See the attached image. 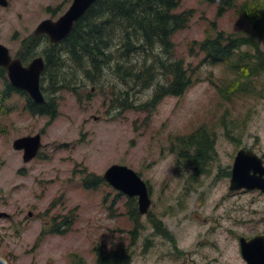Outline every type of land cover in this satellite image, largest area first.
Masks as SVG:
<instances>
[{
    "label": "rangeland",
    "instance_id": "1",
    "mask_svg": "<svg viewBox=\"0 0 264 264\" xmlns=\"http://www.w3.org/2000/svg\"><path fill=\"white\" fill-rule=\"evenodd\" d=\"M9 1L0 4V42L13 55L27 51L41 34L35 29L42 19L58 18L72 2ZM259 1L260 6L257 0H233L218 14V1L179 0L175 10H193L187 26L173 35L174 56L188 62L194 77L183 95L150 104L156 85H139L137 93L125 80L126 68L137 71L143 63L131 56L119 65L102 63L97 81L81 70L79 77L65 73L68 79L57 92L45 81L55 117L51 111L34 115L20 92L0 96V211L11 214L0 218V264H96L98 248L126 251L130 264H245L239 237L264 231V195L229 190L226 172L242 143L264 153V71L250 73L251 65L264 61V34L254 24V16L263 15L256 11L264 9ZM208 36L223 46L233 37L236 50L248 52L250 67L236 56L232 64L208 62L200 47ZM44 48L29 51L24 64L44 55ZM158 51L160 45L152 52ZM81 56L86 62L82 51ZM155 61L159 81L165 73ZM67 62L81 65L79 59ZM70 82L85 84L76 91ZM128 95V103L134 102L125 108L120 103ZM39 131L46 145L25 162L13 140ZM199 152L200 167L186 156ZM115 162L133 167L150 185L152 205L138 219L132 213L133 207L139 210L138 197L102 178ZM90 173L102 179L86 186ZM65 216L69 227L54 231Z\"/></svg>",
    "mask_w": 264,
    "mask_h": 264
},
{
    "label": "trees",
    "instance_id": "2",
    "mask_svg": "<svg viewBox=\"0 0 264 264\" xmlns=\"http://www.w3.org/2000/svg\"><path fill=\"white\" fill-rule=\"evenodd\" d=\"M210 1H218L220 4L218 14L226 6L229 7L234 3L233 0ZM258 3H260L259 0H257V5ZM179 4V0H97L75 22L69 36L57 42H51L47 35L35 36L32 43L27 47L28 50L24 49L21 53L22 59L27 61L32 57L27 55L29 51L36 46L38 47V45L44 46L42 52L46 59V68L43 72L44 77L42 76V87L43 89L44 87L47 88L48 84L51 91L55 90L57 92L68 79L65 73L70 74L72 77H79L81 75L79 70H81L93 81H97L105 69L101 66L102 63L111 65L114 60L115 62L118 61L117 65H119L124 59L129 61L131 56L132 58L137 57L139 60H143L142 65L137 68V71L126 68L125 80L126 82L132 81L133 86L131 88H138L139 85H156L150 104H155L164 95H183L194 85V77L188 62L183 57L174 56V51H172L174 46L173 35L177 29L187 26L193 10H175ZM259 10H262L263 15L254 16V24L260 26L258 30L263 35L264 9H257L256 11ZM257 17L259 19H256ZM258 20L260 22L257 24ZM219 34L223 36V32ZM230 38L231 42L227 46H223L221 39H214L210 36L201 41L200 47L205 52L208 62L217 63L220 61L232 64L233 61L230 58L236 56V59L239 57L242 65L248 64V67H250L248 52L236 50L238 45L235 47L233 37ZM237 38L241 42L244 37ZM43 39L47 43H42ZM252 41L253 37L249 38L247 42ZM157 45H160L161 51H158L156 55L152 51L155 50ZM257 50L259 54L263 52L258 46ZM81 51L86 56V62H82ZM71 58L79 59L81 65L68 66L69 62L67 60L70 61ZM150 60H153V65L149 63ZM155 60L161 62L162 69L160 71L165 73L159 81L156 78L159 70L154 65ZM67 66V72H64ZM121 67L125 68L124 66ZM250 68V73H260L264 71V61L262 63L256 62ZM95 69L99 72L94 74ZM2 72L4 73L2 76L6 77L4 88L0 93L3 99H9L14 92H20L26 96L27 107L32 112L44 113L49 110L48 100L36 102L25 90L15 87L6 76V68L0 66V73ZM244 76L251 77V75H242V77ZM45 81H48V83L46 84ZM68 84L74 90L79 91L85 83L70 82ZM136 90L138 93L140 88ZM118 97L116 96V98ZM128 98L129 95L121 99V106H126L125 108L132 106L134 101L131 100L128 103ZM186 156L188 158L193 157L194 160L192 154L189 153ZM101 179L100 176L90 173L84 180L86 186H88L92 184V181L99 182ZM132 213L138 219L140 212L137 207L132 208ZM69 221L70 219L67 221V216H65L63 220L56 224L57 227H54L53 230L63 231L58 226L68 228ZM130 262V256L126 251L116 249L103 251L100 248L97 250L96 264H130Z\"/></svg>",
    "mask_w": 264,
    "mask_h": 264
},
{
    "label": "water",
    "instance_id": "3",
    "mask_svg": "<svg viewBox=\"0 0 264 264\" xmlns=\"http://www.w3.org/2000/svg\"><path fill=\"white\" fill-rule=\"evenodd\" d=\"M95 1L73 0L66 11L58 18L46 17L42 19L36 26V33H48L52 41H59L65 38L70 34L75 21ZM0 3L8 5L9 0H0ZM29 63V65L23 64L20 56H13L10 48L0 42V66L7 68V73L12 84L27 90L34 100L42 102L45 98L40 80L45 67L44 57L41 55L36 56ZM41 144V135L39 133L19 136L13 141L15 148L24 149L23 157L25 160H29L35 156ZM248 153L254 156L251 151ZM254 157H256L257 161L255 165L259 164L261 158L256 154ZM244 159L246 160V155L242 151L239 152L233 167L231 187H259L264 190V177H259L252 173L250 166L248 167V163L246 161L243 162ZM249 159L251 158L249 157ZM103 176L114 187L123 190L131 196L137 195L140 211L142 213L148 211L152 201L149 186L147 181L134 168L127 164L115 162L105 170ZM3 215H8V213L0 211V217ZM241 246L242 253L249 264H264V233H259L250 239L242 236Z\"/></svg>",
    "mask_w": 264,
    "mask_h": 264
},
{
    "label": "flooded vegetation",
    "instance_id": "4",
    "mask_svg": "<svg viewBox=\"0 0 264 264\" xmlns=\"http://www.w3.org/2000/svg\"><path fill=\"white\" fill-rule=\"evenodd\" d=\"M48 111H51V113H52V115H53V117H55L56 115H57V113L56 112H54V111H52V110H47V111H45L44 113H42V112H32L34 115H41V114H45V113H47ZM39 132H42V131H39ZM41 135H42V133H41ZM43 145H46V143L44 144H42V146ZM198 147H200V148H203V145L202 144H200ZM242 147H249L248 145H246V144H241L240 145V147H238V149L236 150V152H235V157H234V159L236 158V155H237V153H239V151L241 150V149H245V148H242ZM250 148H252L251 146H250ZM253 149V148H252ZM254 151H256V153H259L257 150H255V149H253ZM260 154V153H259ZM249 155V157L254 161H252L251 159H249V157H247L246 156V160H244L243 162H245L246 161V163H248V167L250 166V170H251V172L252 173H254V174H256V176H263L264 175V167H262V166H264V153H262V154H260L259 155V157H261V161L259 162V164H257V165H255V162H257L256 161V157H254L253 155L251 156L250 154H248ZM38 156V155H37ZM36 156V157H37ZM36 157H34V158H36ZM202 157V153L201 152H199V153H197L196 155H194V160L193 161H197V163H198V166L200 167V163H202L201 161H202V159H200ZM204 158H206V156H204ZM200 159V160H199ZM199 160V161H198ZM259 160V159H258ZM26 162V161H25ZM261 163H262V165H261ZM26 167H23V169H25ZM22 169V168H21ZM232 170H233V164L230 166V168H229V170H227V172H226V178H227V185H228V183H229V190H240V191H243V192H250V191H252V192H257L255 195H258V197H261V196H263L264 195V190L263 189H261V188H257V187H254V188H247V187H241V188H238V189H232V187H231V185H230V183H231V176H232ZM229 171V172H228ZM229 178V179H228ZM256 202V199H254L251 203L254 205V203ZM256 212V209H255V207L253 206V208H252V212ZM30 213H32V210H30L29 211V214ZM31 215V214H30ZM9 216H11V214L9 215ZM261 232H264V231H261V230H257V231H255L254 233H251V234H247V235H245L246 237H247V239H250L251 237H253V236H255V235H257L258 233H261ZM240 249H241V247H240ZM244 260H245V264H249V262L244 258Z\"/></svg>",
    "mask_w": 264,
    "mask_h": 264
},
{
    "label": "bare ground",
    "instance_id": "5",
    "mask_svg": "<svg viewBox=\"0 0 264 264\" xmlns=\"http://www.w3.org/2000/svg\"><path fill=\"white\" fill-rule=\"evenodd\" d=\"M0 4H2V3H0ZM9 4H10V1H9ZM8 4V5H9ZM2 5H4V4H2ZM8 5H4V6H8ZM42 35H47L48 37H49V39H50V36L48 35V34H46V33H41V34H39L37 37H39V36H42ZM50 41H51V39H50ZM41 56H43L44 57V60H45V67H44V70H43V72L45 71V68H46V59H45V56L44 55H41ZM33 59V58H32ZM23 61V60H22ZM23 64H24V62H23ZM30 64V63H29ZM28 64V65H29ZM43 72H42V75H43ZM43 77H44V75H43ZM36 102H40V101H36ZM117 190H119V191H121V192H123V193H125L123 190H121V189H119V188H116ZM185 216V215H184Z\"/></svg>",
    "mask_w": 264,
    "mask_h": 264
}]
</instances>
